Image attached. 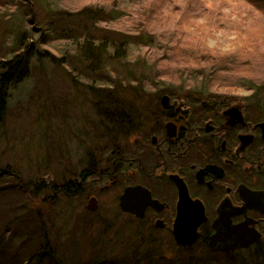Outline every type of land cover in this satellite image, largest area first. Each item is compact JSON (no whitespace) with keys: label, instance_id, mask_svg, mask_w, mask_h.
I'll use <instances>...</instances> for the list:
<instances>
[{"label":"rangeland","instance_id":"obj_1","mask_svg":"<svg viewBox=\"0 0 264 264\" xmlns=\"http://www.w3.org/2000/svg\"><path fill=\"white\" fill-rule=\"evenodd\" d=\"M139 1L0 0V62L14 57V37L18 31L26 38L30 37L36 45L46 69L45 72L42 70L43 75H29L27 80L7 94L5 116L10 117L4 116L0 122V173L6 167L10 175L9 178L1 176L2 183L5 184L3 186L15 187V195L26 183L40 185L37 191L30 188L31 191L24 196L31 218L23 224L35 229L41 226L45 242L54 252V257L58 259L56 254L62 259L67 257L70 264H135L131 255L137 263L148 264V259L143 260L145 257L141 254L130 255L132 246H113L122 232L120 242L124 243L126 232L137 230L140 224H132L131 219L125 220V216L117 213L111 190L97 192L101 208L95 214L86 210V196L90 195L80 196L81 190L77 192L80 195L76 194L74 198L49 190L53 182L60 188L74 177L79 183L83 144L86 143L83 138L87 141L89 152L96 143L95 139L98 140V148L103 150L105 157L104 153H108L113 144L129 142L130 136L124 140L119 137L102 139V134L97 133L102 116L118 111L124 117L135 119L139 111L135 108L146 102H159L160 91L165 92L162 95L179 96V90L198 94L200 88L213 87L221 88L211 89L205 96L198 95L196 100L212 101L219 97V93L225 94L230 101L247 104L251 111L255 110V105L264 107V85H261L264 83V34H253L262 28L264 20L256 7L243 0H156L161 2L162 8L157 12L164 19L165 15L169 17L167 21L153 17L146 25L140 23V16L135 14ZM115 4L125 9L121 18L125 24L113 20L97 23L95 27L87 28L92 37H114L112 33L118 30L133 35L137 32L134 28L141 30L146 27V31L153 32L152 44L133 48L130 52L126 50L125 54L122 52V57L113 64L110 77L107 74L105 79L100 76L95 81L89 80L85 78V66L87 68L88 64H84L76 42L67 39L70 37L69 32L66 33L67 23L74 26L71 34L81 44L87 31L83 24L80 27L76 25L81 20L78 14L86 9L111 13L117 7ZM65 20H68L66 24ZM132 20H135L136 26H130ZM175 28L182 31L187 28L192 33L193 47L230 57L217 61L216 56L210 58L194 53L192 56L197 58V63L192 66H187L185 61L180 63L179 52L173 50L171 38H165ZM239 45H245L249 53L238 55ZM224 62H234L235 77L221 66ZM206 71L223 73L214 78L213 83H208L199 76H204ZM87 83L93 85L94 90H90ZM31 84L39 85L44 102L37 99L36 89H33L34 93L28 90ZM249 91L256 94L251 95ZM41 107L44 109H39ZM134 111L135 115L132 114ZM14 178L16 182L12 181ZM9 221L12 222L1 217L0 230L7 226L10 229L8 236L13 233L26 235V241L20 243V247L29 256L38 253L42 248L41 239L33 237V229L11 230L16 226L20 228V223L12 226L14 221L10 218ZM87 237L90 238L87 240L89 250L80 247ZM33 238L36 245L32 242ZM10 242L8 249L15 251L14 244ZM93 243L95 249L91 248ZM149 249L156 252L152 254V258L156 257L153 264H179L175 258L165 261L171 254L159 244L151 243Z\"/></svg>","mask_w":264,"mask_h":264},{"label":"flooded vegetation","instance_id":"obj_2","mask_svg":"<svg viewBox=\"0 0 264 264\" xmlns=\"http://www.w3.org/2000/svg\"><path fill=\"white\" fill-rule=\"evenodd\" d=\"M218 100L141 104L132 113L135 133L106 157L98 140L89 152L83 138L78 178L81 194L90 195L86 210L98 211L97 192L111 190L117 213L140 224L126 232L129 253L148 259L156 252L140 246L154 243L171 254L165 261L179 264H264V107L234 102L230 110L234 104ZM127 190L135 191L127 206L146 203L143 191L159 204L140 217L123 211ZM178 200L179 223L190 230L175 239Z\"/></svg>","mask_w":264,"mask_h":264},{"label":"trees","instance_id":"obj_3","mask_svg":"<svg viewBox=\"0 0 264 264\" xmlns=\"http://www.w3.org/2000/svg\"><path fill=\"white\" fill-rule=\"evenodd\" d=\"M138 1V0H135ZM132 0V2H135ZM247 4H251L252 6L256 7L257 10L260 11L262 18L264 20V0H243ZM161 2H157L156 0H140L137 9L135 11L136 15H139V22L144 23L146 25L149 24L150 19H154L155 17L158 20L167 21V18L169 16L165 15V19L161 16L160 13L157 12V10H162L160 6ZM117 5L116 9L110 12H105L104 10H90L86 9L83 10L78 14V17L81 19L80 21L76 22V25L79 24V27L83 24L85 26V30L87 31L83 43L79 44L77 43L78 39H75L72 34L71 30L74 27H71L70 23L68 24V20H65L64 23L68 25V28L66 29V33L69 32L70 36L67 39H71L72 41L76 42V48L81 55L84 64L87 65V68L85 66V78H88L89 80H96V78H99L100 76L105 79V76L108 74L109 77L111 76V69H113V64L115 63V60L122 57V52L132 50L133 48H138L140 46H149L152 44L151 37L153 32L150 30H145L146 27L139 30L138 28H134L137 32H134L133 35L131 34H125L124 31H116V33H112L114 37L108 36V35H99L98 37H92L91 31L87 28L95 27V24L97 23H106V20H113L116 22H119L120 24H125L121 20L123 17V13L125 12L124 8H121L120 4ZM146 5V6H145ZM262 11V12H261ZM116 13V14H115ZM115 15V17H114ZM77 17V18H78ZM173 19V18H172ZM256 19V18H255ZM180 20V19H179ZM135 20L131 21L130 26H136L134 25ZM256 23V22H255ZM254 23V24H255ZM143 25V26H146ZM17 35L14 37V46H15V55L14 57L9 61H2L0 62V122H2L5 112L7 111V94L11 89H13L14 86H17L20 82H23L24 80H27L28 76L35 74L38 76V74H42V70L45 72L46 69L44 68L42 62L41 52L36 49V45L31 42L30 37L25 36L24 33H20L18 31ZM255 35L264 34V25L259 30L253 32ZM192 33L186 28L184 31L181 29H173L171 33L167 35L165 38H171V45L174 46L173 50L178 53L179 52V61L180 63H183L185 61L187 63V66H192L193 64L197 63V58L195 56H192L194 53L199 54L201 56L215 57L217 61L227 59L228 54H217L215 52H212L205 48H195L192 46ZM243 36V35H242ZM238 48V55L240 54H246L249 53V49L245 45H239ZM264 53V52H263ZM199 61V60H198ZM227 62V61H226ZM224 62L221 64V66H224L227 68V70L230 72V74L235 75L234 69L235 64L234 62L226 63ZM52 64L53 61H51ZM183 66V64H182ZM185 70V68H182ZM200 72H203L204 70L198 69ZM234 72V73H233ZM38 73V74H36ZM223 73L222 71L219 72H205L204 76L199 74L201 79L204 80V82H211L213 83L214 78H219L220 74ZM235 77V76H234ZM197 78V77H196ZM231 78V77H230ZM87 87L90 90H94L93 85H90L87 83ZM261 85H264V83H261ZM37 89L39 88V85L36 84ZM35 89V88H34ZM34 90V92L37 93L38 97L37 99L39 102H44V95L42 90ZM88 89V90H89ZM103 90V89H102ZM203 90H207L203 88ZM180 92H183L182 90H179ZM33 92V93H34ZM90 95V94H89ZM9 96V95H8ZM98 96V95H97ZM47 100V97H46ZM46 104V103H45ZM109 104V103H108ZM256 107V106H255ZM254 107V108H255ZM100 112V111H99ZM105 116H102L100 118V123L97 125L99 126V131L97 133L102 134V138L104 140L106 139H116L121 138L125 139L130 135V129L134 128V120L130 117H127L125 114V117L120 114V112H114L111 111L110 113H106ZM121 115V117H120ZM6 114V118H7ZM101 116V114H100ZM103 119V120H101ZM119 121V122H118ZM118 122V123H117ZM112 125H115L114 128H112ZM82 136V135H81ZM95 142V141H94ZM113 144V143H111ZM115 148V145H112V149L109 151L111 152ZM104 153L105 155L109 154ZM105 157V156H104ZM4 167V166H3ZM4 171L0 173V218L4 217L8 220L9 223H11L13 220L12 226L17 222L20 223V228L18 226L14 227L11 230L19 229V230H29L33 229V237H36V239L39 237L41 241H39L41 245V249L38 250L36 254L30 256L27 254V251L22 249L20 247V243L23 241H26V235L23 236H17L15 233L10 234V229L7 228V226H4V230H0V264H30L32 262L36 264H70L67 257L62 259L61 256L56 254L58 256V259L54 257V252L51 251L47 245L43 229L41 226L35 228H31V226L25 223L29 218H31V212L26 208V202L24 196L26 197L29 193L30 188L36 189L37 191L40 187V185L37 184H31L26 183L24 184V187L22 186L19 190V193L15 195V187L11 186H3L5 184L2 183L1 176L8 177L9 172L8 168L4 167ZM6 174V175H5ZM9 178V177H8ZM77 177L72 178L67 183H63L60 185L61 187L58 189V192L63 193L65 196L69 198H74V196L80 195V193H77L78 190H82L81 185L78 182H75ZM80 180V178H79ZM12 181L16 182V179H12ZM53 186L57 187L55 183L53 182ZM34 191V192H35ZM55 191H53L54 193ZM77 194V195H76ZM83 196V195H80ZM95 214V213H93ZM30 220V219H29ZM7 230L6 232H4ZM124 232L121 233V235L118 237L117 242H114L116 246L118 244H123L120 242ZM103 235V234H102ZM100 236V244L101 240L103 239V236ZM36 239L33 238V243L36 245ZM90 238L87 237L85 240V244L80 245V247H83L84 249L89 250V247H87V240ZM10 243L14 244L15 251L9 250L8 245ZM149 245H141L140 248H147ZM17 247L20 249L17 250ZM95 249V244L93 243V246L91 248ZM43 249V250H42ZM91 253V252H90ZM93 253V252H92ZM32 255V256H31ZM10 258V259H8ZM156 257L152 258V254L149 256V263H154ZM132 260L134 258H131ZM23 260L25 263H22ZM27 262V263H26ZM133 263H137L135 260H133Z\"/></svg>","mask_w":264,"mask_h":264},{"label":"bare ground","instance_id":"obj_4","mask_svg":"<svg viewBox=\"0 0 264 264\" xmlns=\"http://www.w3.org/2000/svg\"><path fill=\"white\" fill-rule=\"evenodd\" d=\"M25 81V80H24ZM23 81V82H24ZM23 82H20L17 86H14V88L13 89H15V88H17L20 84H22ZM208 82V81H207ZM209 83V82H208ZM31 86H33V87H31ZM31 86H29V87H27L28 88V90L32 93L33 92V89L35 88V89H37V86L36 85H33V84H31ZM218 88H221V87H213V88H207V91L206 90H203V88H200V91L198 92V94H194V93H189V92H180L179 91V96H174V95H169L168 96V100L169 101H172V102H176V103H178L179 104V102L180 103H183V104H188V103H194V102H197V96L198 95H200V96H205L207 93H210L211 92V89H213V90H217ZM223 88H226V89H229V88H227V87H223ZM13 89H11V90H13ZM38 90V89H37ZM208 90H210V91H208ZM250 93H251V95H254V94H256L255 92H253V91H249ZM161 93H165V92H163V91H160V92H158V96L161 94ZM217 95H219V97H220V100H218L217 102H219V103H222L221 104V107H224V105L225 104H228V102H230V103H232V104H234V101H230V100H228L229 98H227L226 97V95L225 94H219V93H217ZM143 100H144V98H143ZM161 101V100H160ZM168 101V102H169ZM202 102H205V103H207V101H202ZM122 103H124V102H122ZM146 103H149V102H146ZM143 104H145V103H143ZM121 105V104H120ZM140 106H142L141 104H140ZM256 106V105H255ZM254 106V107H255ZM237 108V105H235L234 104V106H233V108H232V106L230 107V110H233V109H235V110H237L236 109ZM39 109H44V108H39ZM130 115V114H129ZM10 117V115H8L7 116V118H9ZM90 124V123H89ZM91 125V124H90ZM133 127L135 128V130H136V125L135 124H133ZM134 128H131L130 129V135H133L134 133H135V130H134ZM129 135V136H130ZM128 136V137H129ZM103 139V138H102ZM96 140V139H95ZM49 190H51V191H55V192H58V189H56L54 186H50V189ZM123 195H125V192H124V194ZM146 207H148V206H145V208H144V212H145V209H146ZM155 248V247H154ZM157 249V248H156ZM156 252H158L159 253V251H158V249H157V251ZM131 254V253H130ZM133 260H135V259H133ZM148 260H149V258H148ZM148 264H150L149 263V261H148Z\"/></svg>","mask_w":264,"mask_h":264},{"label":"water","instance_id":"obj_5","mask_svg":"<svg viewBox=\"0 0 264 264\" xmlns=\"http://www.w3.org/2000/svg\"><path fill=\"white\" fill-rule=\"evenodd\" d=\"M167 101H168V98H166V97L162 98V102H167ZM133 192H135V191L134 190H127L125 192V195H123V197L121 198L120 207L123 211L135 213L136 216L140 217L143 214V210H144L145 206H149V205L155 206V205L159 204L156 201H151L150 194L146 191H143L142 193L147 199L146 203H144L143 205H139V204H137L139 201H136L132 206H127V198L129 196H131V194ZM94 203H95V200H93V199H91L89 201L88 208L90 210H94V208H95ZM189 230H190V228L186 224L179 223V200H178L177 215H176V218H175L174 223H173V236L175 237V239L179 238V233H186ZM192 238H193V236H192ZM192 238H191V240H193ZM188 244H191V243H188Z\"/></svg>","mask_w":264,"mask_h":264}]
</instances>
